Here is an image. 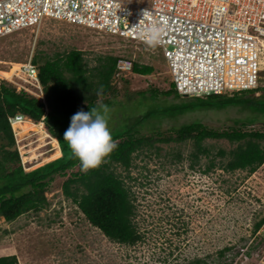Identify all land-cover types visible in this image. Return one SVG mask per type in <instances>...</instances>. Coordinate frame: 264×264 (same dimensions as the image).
<instances>
[{
  "label": "rangeland",
  "instance_id": "1",
  "mask_svg": "<svg viewBox=\"0 0 264 264\" xmlns=\"http://www.w3.org/2000/svg\"><path fill=\"white\" fill-rule=\"evenodd\" d=\"M132 1L145 5L151 0ZM73 49L83 51L90 66L102 55H114L154 67L149 75L129 71L123 78L113 80L117 92L110 95L115 101L109 107L111 133L125 129L138 115L150 110L195 101L194 96L162 94L171 88L172 77L160 47L59 20H47L37 35L23 29L1 37L0 73L16 72L31 54L55 57ZM14 75L12 79L0 75V82L16 87V83L24 84V79ZM260 76L258 91L245 97L264 94V69ZM27 87L37 94V89ZM150 89L161 93L154 97ZM253 113L240 106L163 112L148 118L138 129L145 136L166 135L193 121L223 129L236 120L254 118L257 114ZM257 116L248 129H264V114ZM28 119L15 124V128L20 129L19 140L27 135L19 144L25 152L26 170L31 171L60 157L61 149L41 125ZM205 144L212 154H202L194 168L193 140L158 141L134 153L129 171L120 164L115 166L118 173L126 176L136 197L135 224L143 236L137 245L113 242L92 225L64 195L65 178L56 176L46 193L50 205L38 214L26 213L13 222L0 217V256L16 254L20 264H175L195 258L210 264H232L237 260L239 264H264V230L260 227L254 232L255 223L264 217V163L254 172L227 171L217 165L204 173L211 159L219 163L220 157L215 155L219 148L236 145L226 139H207ZM128 172L132 179L127 177ZM224 249L227 251L221 256Z\"/></svg>",
  "mask_w": 264,
  "mask_h": 264
},
{
  "label": "trees",
  "instance_id": "2",
  "mask_svg": "<svg viewBox=\"0 0 264 264\" xmlns=\"http://www.w3.org/2000/svg\"><path fill=\"white\" fill-rule=\"evenodd\" d=\"M119 59V56L102 55L94 66H90L85 53L77 49L57 54L55 57L35 55L33 62L38 67L45 101L26 90H17L14 84L0 82V217L5 221L13 222L30 212L38 214L50 205L46 193L55 177L60 176L65 178L62 184L64 195L73 201L92 225L98 227L113 242L135 246L143 237L135 224L136 197L132 187L127 184L126 176L118 173L115 168L120 164L129 171L134 153L146 147L149 149L158 141L169 143L193 140L195 149L191 157L195 159L191 167L194 168L199 164L202 154H212L210 146L205 144L207 139H226L236 145L231 149L219 148L215 154L220 157L219 163L211 159L204 173H209L217 165L227 171L242 169L254 172L264 163V129L247 128L248 124L258 119L257 115L264 114V94L245 97L259 89L252 88L221 94L211 93L205 98L194 96L195 101L174 104L169 108H157L154 109L156 111L150 110L141 116L138 115L125 129L112 133L117 146L104 158L103 163L95 169L83 171L81 162L72 155L67 142L64 141V132L70 125L71 117L79 110L89 111L90 107L100 103L108 107L114 105L115 101L111 97L117 92V87L113 80L123 78L127 73H117ZM131 71L149 75L154 71V67L134 60ZM150 90L154 97L161 93L158 89ZM142 93L146 97L145 93ZM171 93L183 96L177 92L172 81L171 88L162 94ZM228 106H240L257 115L248 120H236L234 125L223 129L211 128L200 121L174 128L166 135L156 133L145 136L138 129L148 118L157 117L163 112L177 113L195 108ZM18 113L35 121L45 117L47 130L58 139L62 155L27 171L15 147L14 132L8 120L9 116ZM127 177L132 179L129 172ZM263 223L264 217L255 223L254 232L259 230ZM226 251L227 249L222 250L221 256L225 255ZM0 264L20 263L16 254H10L0 256ZM175 264L210 263L205 259L195 258Z\"/></svg>",
  "mask_w": 264,
  "mask_h": 264
},
{
  "label": "built area",
  "instance_id": "3",
  "mask_svg": "<svg viewBox=\"0 0 264 264\" xmlns=\"http://www.w3.org/2000/svg\"><path fill=\"white\" fill-rule=\"evenodd\" d=\"M47 20L140 44L147 43L140 34L142 29L155 24L163 30L155 45L162 49L172 82L181 95L205 97L257 88L264 69V0H151L145 5L132 0H0V38L23 29L37 35ZM133 61L120 57L117 73L131 71ZM38 73L31 54L15 72L14 77L25 81L16 83L17 90L33 94L27 86L33 87L37 89L34 95L45 101ZM44 118L36 123L52 137ZM25 119L22 113L8 117L27 169L19 144L27 135L19 140L20 129L15 128ZM261 227L264 230V223Z\"/></svg>",
  "mask_w": 264,
  "mask_h": 264
},
{
  "label": "clouds",
  "instance_id": "4",
  "mask_svg": "<svg viewBox=\"0 0 264 264\" xmlns=\"http://www.w3.org/2000/svg\"><path fill=\"white\" fill-rule=\"evenodd\" d=\"M162 31V28L152 24L142 29L140 34L149 45L155 46ZM109 113L110 108L103 103L90 107L89 111L81 109L71 117L70 125L64 132V141L72 155L81 162L83 171L99 167L117 146L109 127ZM58 146L61 149L60 144Z\"/></svg>",
  "mask_w": 264,
  "mask_h": 264
},
{
  "label": "bare ground",
  "instance_id": "5",
  "mask_svg": "<svg viewBox=\"0 0 264 264\" xmlns=\"http://www.w3.org/2000/svg\"><path fill=\"white\" fill-rule=\"evenodd\" d=\"M19 68H20V66L17 67L16 70H19ZM14 73H15V72H13V71H10V72H8V73H6L5 71H2V72L0 73V75L3 76V77H5L6 79H12ZM28 121H30V120L28 119ZM36 126L38 127V125H36ZM54 154H55V153H54Z\"/></svg>",
  "mask_w": 264,
  "mask_h": 264
},
{
  "label": "crops",
  "instance_id": "6",
  "mask_svg": "<svg viewBox=\"0 0 264 264\" xmlns=\"http://www.w3.org/2000/svg\"><path fill=\"white\" fill-rule=\"evenodd\" d=\"M28 118V117H27ZM57 141H58V139H57ZM58 144H59V141H58ZM61 155H62V151H61Z\"/></svg>",
  "mask_w": 264,
  "mask_h": 264
},
{
  "label": "water",
  "instance_id": "7",
  "mask_svg": "<svg viewBox=\"0 0 264 264\" xmlns=\"http://www.w3.org/2000/svg\"><path fill=\"white\" fill-rule=\"evenodd\" d=\"M183 96H188V95H183Z\"/></svg>",
  "mask_w": 264,
  "mask_h": 264
}]
</instances>
